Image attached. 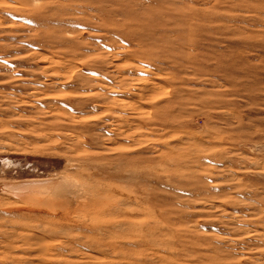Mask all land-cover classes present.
<instances>
[{
	"label": "rangeland",
	"instance_id": "rangeland-1",
	"mask_svg": "<svg viewBox=\"0 0 264 264\" xmlns=\"http://www.w3.org/2000/svg\"><path fill=\"white\" fill-rule=\"evenodd\" d=\"M0 264H264V0H0Z\"/></svg>",
	"mask_w": 264,
	"mask_h": 264
},
{
	"label": "bare ground",
	"instance_id": "bare-ground-1",
	"mask_svg": "<svg viewBox=\"0 0 264 264\" xmlns=\"http://www.w3.org/2000/svg\"><path fill=\"white\" fill-rule=\"evenodd\" d=\"M149 71V70H148ZM154 87V86H153ZM161 88H162V86H161ZM135 96V95H134ZM147 99V98H146ZM59 192H60V190H59ZM71 194V193H70ZM56 196V195H55ZM55 199V198H54ZM49 204H50V202H49ZM55 204V203H54ZM84 206V205H83ZM53 207V206H52Z\"/></svg>",
	"mask_w": 264,
	"mask_h": 264
}]
</instances>
